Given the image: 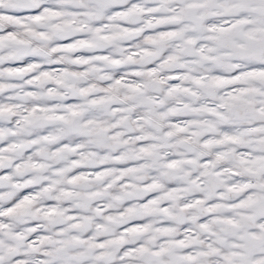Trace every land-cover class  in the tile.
<instances>
[{"label": "snow or ice", "instance_id": "1", "mask_svg": "<svg viewBox=\"0 0 264 264\" xmlns=\"http://www.w3.org/2000/svg\"><path fill=\"white\" fill-rule=\"evenodd\" d=\"M0 264H264V0H0Z\"/></svg>", "mask_w": 264, "mask_h": 264}]
</instances>
